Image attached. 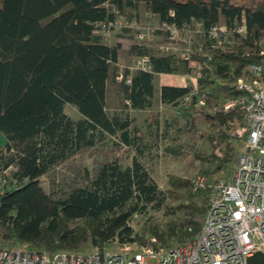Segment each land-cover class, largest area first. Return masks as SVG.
Here are the masks:
<instances>
[{
  "label": "trees",
  "instance_id": "trees-1",
  "mask_svg": "<svg viewBox=\"0 0 264 264\" xmlns=\"http://www.w3.org/2000/svg\"><path fill=\"white\" fill-rule=\"evenodd\" d=\"M139 4L179 34L217 23L234 28L241 18L245 33L232 32L215 47L204 40L201 52H191L188 61L176 53L152 54L140 47L138 57L148 55L150 71L124 68L122 80L116 81L120 43L102 42L96 32L116 17H134ZM263 39L264 0H0V134L5 138L0 155L4 165L15 167L0 188L1 244L26 243L53 252L101 247L113 238L145 243L153 235L165 248L190 238L200 227L209 187L192 188L191 176L168 173L166 187L158 188L140 159L148 141L157 139L149 125L151 120L158 125V113L146 118L142 131L127 108L151 106L154 74L188 75L189 61H196L200 75L194 91L190 85H162L159 102L177 107L179 135L193 134L196 121H204L200 136L209 148L189 150L178 139L161 151L174 158L190 152L191 159L200 161L196 172L212 181L235 154L227 121L239 116L237 110L215 108L222 102L217 92L227 98L236 95L232 83L247 63L259 62ZM110 81L118 84L114 96L108 91ZM112 98L116 112L109 111ZM66 103L76 108L79 119L65 115ZM106 135L130 156V163L101 162L63 197L43 190L38 177L51 164ZM152 209L162 210L166 219L159 222L147 214L140 229H134L133 215ZM248 262L264 264V252H254Z\"/></svg>",
  "mask_w": 264,
  "mask_h": 264
},
{
  "label": "built area",
  "instance_id": "built-area-1",
  "mask_svg": "<svg viewBox=\"0 0 264 264\" xmlns=\"http://www.w3.org/2000/svg\"><path fill=\"white\" fill-rule=\"evenodd\" d=\"M133 27L134 19L116 17L100 33L106 38L111 29ZM156 29L166 38L160 51L166 54L172 49L167 53H175L173 45L180 39L179 31L166 23H159ZM232 32L245 33L243 18L234 28L217 23L203 31L195 30L202 41L211 40V47L227 41ZM147 34L139 33L138 37L150 39ZM186 44L178 55L188 61L190 53L201 52L203 44L197 43L193 47L189 39ZM257 55L259 62L247 63L233 81L236 95L215 107L222 112H239V116L227 121L230 136L239 141L238 151L229 182L219 176L211 181L202 172L192 174V188L207 186L209 191L200 227L190 238L168 248L158 245L153 235H149L145 243L118 242L113 238L110 242L117 244L116 247L106 244L87 251L53 252L29 248L26 243L4 246L0 242V264H249V256L256 251L264 252V39ZM206 59L210 60V57L206 56ZM189 66L200 69L196 61H189ZM125 68L129 72L135 69L150 71L148 55L140 56L134 65ZM122 78V72L115 76L116 81ZM124 81L128 83L129 76ZM187 101V97H183L181 104L185 105ZM14 169L11 163L4 165L0 155V188L12 178Z\"/></svg>",
  "mask_w": 264,
  "mask_h": 264
},
{
  "label": "rangeland",
  "instance_id": "rangeland-1",
  "mask_svg": "<svg viewBox=\"0 0 264 264\" xmlns=\"http://www.w3.org/2000/svg\"><path fill=\"white\" fill-rule=\"evenodd\" d=\"M41 22H45V19ZM158 26L159 24L157 21L146 13L143 5H140L135 15V27L128 29H111L106 38L101 35L103 42L113 43L116 40L120 42V48L118 49L119 65H117L116 68L117 72H122L125 67L132 66L136 63L139 59L138 52L140 51V47H145L148 52L152 54L161 52L159 47L166 44V38L162 31L156 29ZM150 29L154 30L150 32ZM139 33H148L147 35H150V39H139ZM179 38L180 39L173 45L175 48L174 52L176 54L181 53L187 47L186 41L188 39L190 42H193L195 46L197 43L203 44V41L198 33L184 32L179 35ZM171 51L173 50H167L166 53ZM199 75L200 69L191 66V72L188 76L183 77L182 80L172 79L171 83L177 85H190L191 91H194L196 78L199 77ZM159 78L162 79V81H167L168 79L169 81L171 80L170 76L163 74L154 77V98L158 97L157 80ZM218 82L219 81L216 80L210 85V87L207 88V90H210V88L215 86ZM107 86L109 94L114 96L115 90L118 88L117 82L110 81ZM217 96L219 101L227 99V97L221 92H217ZM111 101L109 111H118L116 110L118 109L117 103L113 102L114 98H112ZM176 109V106H163L154 99V101L152 100L151 106L147 109L136 111L132 110L131 112L129 110L127 112L129 117L132 116L134 118V124L142 131H145L147 128L146 118H148L154 111H157L158 113L156 118L158 125L154 120H151L149 125L152 133H154V131L158 133L157 139L156 141H148L150 144L149 148L143 152L140 159L160 189H164L166 187V175L168 173L192 176V174L195 173L200 166V161L197 158L191 159L192 157L190 152L184 153L178 158L162 153L161 147L164 144L182 139L185 140V147L189 150L190 148H194L195 150H208L209 148L208 142L204 139L205 137L200 136V133H203L206 130V123L202 120L196 121L195 131L193 134L179 135L177 126L179 125L180 120L175 117ZM63 112L72 120H76L81 117L76 108L68 103L64 104ZM114 142L115 140L113 137L106 135L101 140L95 141V143L91 146L81 147L72 153L67 154L65 157L57 159L47 168L45 172L39 175L38 178L40 186L53 198L63 197L72 187L83 184L86 179L92 176L101 162L116 159L121 166L130 163V156L125 155L124 152L121 151V148H119L118 144ZM232 142L235 146V154L233 158L223 165V167L214 175L223 177L227 182L231 179L234 159L239 145V141ZM147 214H150L152 218L158 220L159 222L166 219V216L162 214V210L152 209L148 210L145 214H134L130 221L132 227L139 230L143 224V217ZM146 236H148V234H146ZM107 245H109V247L117 246V244L113 242H109ZM89 249L90 248H84L80 251H87Z\"/></svg>",
  "mask_w": 264,
  "mask_h": 264
},
{
  "label": "crops",
  "instance_id": "crops-1",
  "mask_svg": "<svg viewBox=\"0 0 264 264\" xmlns=\"http://www.w3.org/2000/svg\"><path fill=\"white\" fill-rule=\"evenodd\" d=\"M140 5H142V4H139V6ZM138 6V7H139ZM144 7V6H143ZM146 11V10H145ZM137 13V12H136ZM146 13L149 15V16H151V17H153L155 20H156V18L153 16V15H151V14H149L147 11H146ZM120 18H125V19H134L135 20V16L134 17H131V18H126V17H123V16H119ZM157 21V20H156ZM157 23H158V21H157ZM159 24V23H158ZM96 32V31H95ZM96 34H98L99 35V37L101 38V41H102V37H101V33H100V30L99 31H97L96 32ZM103 42V41H102ZM115 42H118V43H120L118 40H116ZM192 43V42H191ZM160 53H162V52H160ZM118 62H119V57H118ZM117 65H119V63L117 64ZM157 75H162L161 73H157V74H154L153 75V79H154V77H156ZM163 75H168V76H170L171 77V80L169 81V79L167 80V81H162V79H158L157 80V89H158V97H156V98H154V83H153V80H152V85H153V93H152V100L154 101V99L155 100H157L158 102H159V88H160V86H162V85H169V86H183V84L182 85H177V84H174V83H171V81H172V79L173 80H182L183 79V77H186V76H188V75H184V76H177V75H170V74H163ZM160 80V81H159ZM160 103V102H159ZM132 111V109L130 110V112ZM133 111H136V110H133ZM130 117H132V116H130ZM133 118V117H132ZM134 119V118H133ZM5 142V138H4V136L3 135H1L0 134V144H2V143H4Z\"/></svg>",
  "mask_w": 264,
  "mask_h": 264
}]
</instances>
